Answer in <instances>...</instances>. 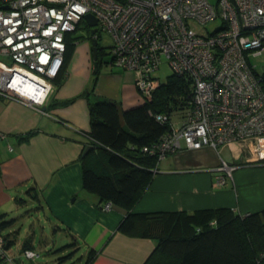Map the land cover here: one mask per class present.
Listing matches in <instances>:
<instances>
[{
	"label": "built area",
	"instance_id": "2783aa9c",
	"mask_svg": "<svg viewBox=\"0 0 264 264\" xmlns=\"http://www.w3.org/2000/svg\"><path fill=\"white\" fill-rule=\"evenodd\" d=\"M87 13L97 20L91 37L98 41L104 32L112 40L105 63L133 71L144 99L161 84L152 74L163 58L173 73L191 79V98L174 110L175 119L154 114L168 126L145 150L157 164L182 143L189 149L228 146L248 163H264V69L258 73L250 62L264 54V0H218L217 6L210 0H0V96L36 109L47 102L57 87L66 37ZM216 18L220 27L203 28ZM235 168L221 159L218 180ZM111 206L106 201L103 209ZM5 244L0 228V258L11 262ZM21 254L34 259L39 253ZM257 263L264 264V252Z\"/></svg>",
	"mask_w": 264,
	"mask_h": 264
},
{
	"label": "crops",
	"instance_id": "0c3cea01",
	"mask_svg": "<svg viewBox=\"0 0 264 264\" xmlns=\"http://www.w3.org/2000/svg\"><path fill=\"white\" fill-rule=\"evenodd\" d=\"M59 77L39 110L0 96V221L7 247L16 255L0 264H65L71 257L59 261V254L75 251L86 258L89 249L96 253L88 264H143L156 240L119 231L127 210L115 204L104 210L99 195L83 186V167L98 150L94 146L84 153L92 145L90 105L101 99L122 108L139 104L134 72L101 60L95 74L90 40L83 35ZM221 159L236 164L223 182L216 170ZM153 173L131 212L264 211V163H248L228 146L189 149L182 143ZM22 249L39 254L30 259Z\"/></svg>",
	"mask_w": 264,
	"mask_h": 264
},
{
	"label": "trees",
	"instance_id": "16d2710c",
	"mask_svg": "<svg viewBox=\"0 0 264 264\" xmlns=\"http://www.w3.org/2000/svg\"><path fill=\"white\" fill-rule=\"evenodd\" d=\"M82 36L75 32L67 35L62 69ZM85 36L91 38L89 29ZM99 51L98 47V66L102 59ZM56 80L60 81L59 75ZM192 89L190 78L172 72L153 96L139 105L122 108L107 99L91 103V128L87 134L98 150L95 160L83 167V186L99 195L102 207L110 201L127 210L118 225L119 231L156 240L143 264H258V256L264 252V211L245 215L226 207L192 212L130 211L150 183L157 165V157L145 150L168 130L154 114L172 113L187 103ZM5 249L14 261L16 255L9 251L7 238ZM95 253L89 249L80 264H88ZM63 258L67 256L58 260Z\"/></svg>",
	"mask_w": 264,
	"mask_h": 264
},
{
	"label": "rangeland",
	"instance_id": "374dc122",
	"mask_svg": "<svg viewBox=\"0 0 264 264\" xmlns=\"http://www.w3.org/2000/svg\"><path fill=\"white\" fill-rule=\"evenodd\" d=\"M210 2L215 6H217L218 4V0H210ZM220 26H221V20L219 18H216V19H213L207 22L205 25H203V28L205 30H208L209 32H212L213 30H215L216 28ZM88 29L89 27L87 26V24L84 21H81L75 33L77 35H85L88 32ZM111 42H112L111 38L106 33L100 32V38L98 40V47L100 48L99 55L102 58L101 59L102 61L106 60L109 56V46ZM250 62L252 65H254V68L258 73H262V66H264V54L250 57ZM171 73H172V69L168 65L166 59L163 58L159 65V68L152 75L153 77H155V79L158 82L165 83L166 80L168 79V76ZM143 101H144V98L141 96V101L138 103L141 104ZM139 104H136V105H139ZM177 114H178L177 112L173 111L172 117L175 119L177 117ZM40 218L42 219V217ZM60 256H67V258L71 257L69 260L66 261L65 264H78L81 259L82 261H84V258H81V256L78 253H75V251H68V252L66 251V253H61L58 255V257Z\"/></svg>",
	"mask_w": 264,
	"mask_h": 264
},
{
	"label": "water",
	"instance_id": "95a60500",
	"mask_svg": "<svg viewBox=\"0 0 264 264\" xmlns=\"http://www.w3.org/2000/svg\"><path fill=\"white\" fill-rule=\"evenodd\" d=\"M83 20L85 21V23L89 27V34L91 36L93 34H95L97 32V30H98V28H97V20H96L95 16L93 14H91V13H87V14H85L83 16ZM89 40H90L91 53H92V58H93V71L96 72L97 71V66H98V60H97V56H98V41L94 37H91ZM262 69H264V66H262ZM91 148H93V145H87L85 147L84 153H86Z\"/></svg>",
	"mask_w": 264,
	"mask_h": 264
}]
</instances>
